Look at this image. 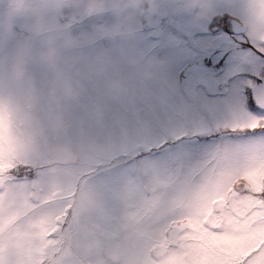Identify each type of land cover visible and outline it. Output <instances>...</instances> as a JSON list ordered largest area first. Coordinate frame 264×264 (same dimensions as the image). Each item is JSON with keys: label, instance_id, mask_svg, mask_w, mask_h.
<instances>
[{"label": "clouds", "instance_id": "9594fccd", "mask_svg": "<svg viewBox=\"0 0 264 264\" xmlns=\"http://www.w3.org/2000/svg\"><path fill=\"white\" fill-rule=\"evenodd\" d=\"M220 3L0 0V264H164V233L228 169L210 161L172 183L166 167L145 162L121 177L114 202L89 180L138 143L121 129L130 113L165 103L175 86L162 59L138 51L140 19L167 5L196 25ZM105 16L100 31L82 26ZM21 169L31 182L17 179Z\"/></svg>", "mask_w": 264, "mask_h": 264}, {"label": "rangeland", "instance_id": "374dc122", "mask_svg": "<svg viewBox=\"0 0 264 264\" xmlns=\"http://www.w3.org/2000/svg\"><path fill=\"white\" fill-rule=\"evenodd\" d=\"M258 2L221 0L216 14L228 13L245 26L242 33H232L228 19L210 32L209 24H217L213 16L194 25L187 14L167 5L150 17L146 33L140 19L138 51L162 59L175 86L165 103L140 106L130 113L121 129L134 133L138 143L123 160L98 170L89 180L90 187L106 191L114 202L112 194L121 177L134 175L145 162L166 167L175 183L183 175L205 169L210 161L242 159L264 146V135L233 131L264 119V31L254 18ZM110 22L108 16L85 18L82 26L100 31ZM152 30L156 40L148 37ZM97 43L110 46L103 38ZM16 176L26 183L35 173L23 169Z\"/></svg>", "mask_w": 264, "mask_h": 264}, {"label": "snow or ice", "instance_id": "6c2138e0", "mask_svg": "<svg viewBox=\"0 0 264 264\" xmlns=\"http://www.w3.org/2000/svg\"><path fill=\"white\" fill-rule=\"evenodd\" d=\"M257 11L254 6V16ZM259 11L256 23L264 31V5ZM5 131L0 113V168ZM233 131L264 135V119L241 124ZM213 163L228 169L224 183L189 205L164 233V264H264V146L242 159ZM40 232L46 234L45 225Z\"/></svg>", "mask_w": 264, "mask_h": 264}, {"label": "water", "instance_id": "95a60500", "mask_svg": "<svg viewBox=\"0 0 264 264\" xmlns=\"http://www.w3.org/2000/svg\"><path fill=\"white\" fill-rule=\"evenodd\" d=\"M232 28H233V31L236 33H240V32H243L245 30L244 26H242L241 24H239L235 21L232 22Z\"/></svg>", "mask_w": 264, "mask_h": 264}, {"label": "flooded vegetation", "instance_id": "af4514ba", "mask_svg": "<svg viewBox=\"0 0 264 264\" xmlns=\"http://www.w3.org/2000/svg\"><path fill=\"white\" fill-rule=\"evenodd\" d=\"M232 19H233V18H229L227 21H228L229 23H231ZM214 28H215V27H214Z\"/></svg>", "mask_w": 264, "mask_h": 264}]
</instances>
